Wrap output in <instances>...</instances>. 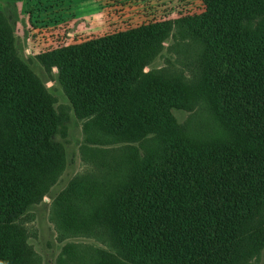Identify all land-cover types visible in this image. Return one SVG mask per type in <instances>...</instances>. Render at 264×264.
<instances>
[{
  "label": "trees",
  "instance_id": "1",
  "mask_svg": "<svg viewBox=\"0 0 264 264\" xmlns=\"http://www.w3.org/2000/svg\"><path fill=\"white\" fill-rule=\"evenodd\" d=\"M201 2L200 14L41 59L59 69L76 112L93 117L87 130L155 137L158 148L137 161L127 186L94 189L85 209L73 202L72 189L59 214L61 230L107 228L130 263L238 264L264 248V0ZM171 35L194 62L190 79L144 70ZM52 104L40 80L10 54L0 26V264H31L18 221L61 164ZM194 106L208 110L210 129L197 133L171 113ZM81 264L124 263L105 254Z\"/></svg>",
  "mask_w": 264,
  "mask_h": 264
},
{
  "label": "rangeland",
  "instance_id": "2",
  "mask_svg": "<svg viewBox=\"0 0 264 264\" xmlns=\"http://www.w3.org/2000/svg\"><path fill=\"white\" fill-rule=\"evenodd\" d=\"M203 10L201 0H0V26L10 54L40 80L60 118L52 139L61 164L45 192L25 209L18 221L26 233L31 264H81L84 257L99 258L105 254L124 264H135L130 263L128 253L107 228L93 227L83 232L61 230L59 214L63 196L72 189L76 194L72 196L73 202L85 209L94 189L98 191L102 187L100 193H104L121 185L124 188L132 178L128 180V177L137 171V161L158 148L152 143L155 139L152 134L135 141L99 137L95 131L87 130L93 117L76 112L61 83L59 69L44 65L41 59L65 47L150 22L175 21ZM176 31L174 27L172 34ZM192 64L171 35L147 61L144 70L171 69L190 79ZM201 107L194 106L191 111L173 109L171 113L180 126L199 133L212 126L208 110ZM69 246L73 248L71 254H68ZM238 264H264V248L258 254H248Z\"/></svg>",
  "mask_w": 264,
  "mask_h": 264
}]
</instances>
